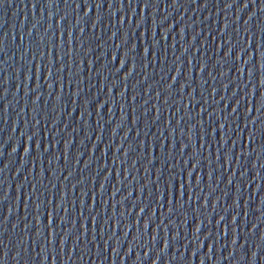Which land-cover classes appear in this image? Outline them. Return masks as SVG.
Listing matches in <instances>:
<instances>
[{
	"label": "water",
	"instance_id": "water-1",
	"mask_svg": "<svg viewBox=\"0 0 264 264\" xmlns=\"http://www.w3.org/2000/svg\"><path fill=\"white\" fill-rule=\"evenodd\" d=\"M0 264H264V0H0Z\"/></svg>",
	"mask_w": 264,
	"mask_h": 264
}]
</instances>
